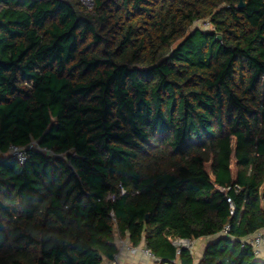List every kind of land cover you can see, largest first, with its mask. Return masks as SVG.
I'll return each instance as SVG.
<instances>
[{
  "label": "trees",
  "instance_id": "trees-1",
  "mask_svg": "<svg viewBox=\"0 0 264 264\" xmlns=\"http://www.w3.org/2000/svg\"><path fill=\"white\" fill-rule=\"evenodd\" d=\"M243 1L0 0V264H104L118 238L264 264V0Z\"/></svg>",
  "mask_w": 264,
  "mask_h": 264
},
{
  "label": "built area",
  "instance_id": "built-area-1",
  "mask_svg": "<svg viewBox=\"0 0 264 264\" xmlns=\"http://www.w3.org/2000/svg\"><path fill=\"white\" fill-rule=\"evenodd\" d=\"M80 2L89 10H92L95 5V0H80ZM11 154L19 159L21 163L26 161V153L23 151V149L12 147ZM227 202L231 206V214H234V206L232 200L228 198ZM116 242L119 245V252L115 254L112 259H106L104 261V264H125L124 257L122 256L123 253H126V255H128L131 259L137 260V262H139L140 264H157L159 261L145 243H142L139 246H134L129 240H124L121 238H118ZM248 242L251 244L256 257L264 261L262 257L264 251V232H258L253 237L248 239ZM191 243H193V241H175V245L177 247H185L192 250Z\"/></svg>",
  "mask_w": 264,
  "mask_h": 264
},
{
  "label": "rangeland",
  "instance_id": "rangeland-1",
  "mask_svg": "<svg viewBox=\"0 0 264 264\" xmlns=\"http://www.w3.org/2000/svg\"><path fill=\"white\" fill-rule=\"evenodd\" d=\"M206 242L207 240L202 239V240L193 241V243H191V248H192V251L195 253L196 258L199 259L200 256L202 255Z\"/></svg>",
  "mask_w": 264,
  "mask_h": 264
},
{
  "label": "crops",
  "instance_id": "crops-1",
  "mask_svg": "<svg viewBox=\"0 0 264 264\" xmlns=\"http://www.w3.org/2000/svg\"><path fill=\"white\" fill-rule=\"evenodd\" d=\"M204 240V239H203ZM204 252V251H203ZM203 252H202V254H203ZM123 257H124V262H125V264H140L139 262H137V260H133V259H131L128 255H126V253H123V255H122ZM202 256V255H201ZM200 256V257H201ZM263 259H264V251H263ZM200 259V258H199ZM198 258H197V260H199Z\"/></svg>",
  "mask_w": 264,
  "mask_h": 264
},
{
  "label": "water",
  "instance_id": "water-1",
  "mask_svg": "<svg viewBox=\"0 0 264 264\" xmlns=\"http://www.w3.org/2000/svg\"><path fill=\"white\" fill-rule=\"evenodd\" d=\"M245 6H246V3L243 1V0H240V3H239V5H238V8L239 9H243V8H245ZM219 38H221V37H218V39Z\"/></svg>",
  "mask_w": 264,
  "mask_h": 264
}]
</instances>
